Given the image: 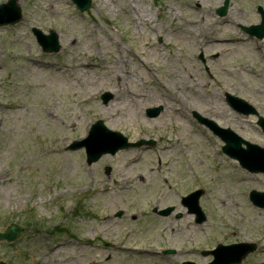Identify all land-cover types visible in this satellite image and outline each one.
I'll use <instances>...</instances> for the list:
<instances>
[{"label": "rangeland", "instance_id": "rangeland-1", "mask_svg": "<svg viewBox=\"0 0 264 264\" xmlns=\"http://www.w3.org/2000/svg\"><path fill=\"white\" fill-rule=\"evenodd\" d=\"M14 1L20 22L0 27V232L24 231L0 242V262L207 264L217 244L254 243L240 264H264V209L249 201L264 175L223 154L193 115L264 148L256 117L224 99L264 117V39L226 42L250 38L241 29L260 23L264 0H228L224 17L225 0H91L84 13L71 0ZM32 29L53 32L58 51L42 52ZM97 121L153 145L87 165L83 149L68 147ZM196 190L200 224L181 203Z\"/></svg>", "mask_w": 264, "mask_h": 264}, {"label": "water", "instance_id": "water-1", "mask_svg": "<svg viewBox=\"0 0 264 264\" xmlns=\"http://www.w3.org/2000/svg\"><path fill=\"white\" fill-rule=\"evenodd\" d=\"M73 2L76 4L77 8L81 12L87 9L90 4V0H73ZM225 9H226V3L224 7L219 11V14H223L225 12ZM19 19H20V13L15 5L14 0L9 1L7 4L3 6H0V26L6 24H15L19 21ZM34 31L39 44L42 46L44 50L46 51L57 50L58 46H57L56 36L53 33H51L50 36L45 37L40 32H36V30ZM104 99L106 101L108 99V96H105ZM239 108L240 109L238 111L242 113L248 112V111H244V109H247V107L242 103H240ZM159 111H160L159 109L147 111V115L149 117H155L157 116ZM258 124L264 128V122L262 120H260ZM209 126L212 127V130L217 135H219L221 139L226 143V146L223 147L224 153L237 159L242 165V167L248 169L250 172L264 173V150L256 146L250 145L248 143H245L247 149L244 150L241 148V144L243 143V141L237 139L235 136L230 134L229 131L222 132L220 130H217L213 125H209ZM140 144H142V142L134 146H138ZM130 146L133 145L128 144L126 140L122 138L120 135L108 131L105 127H103L102 122H97L91 128L88 138L85 141L75 142L72 148L84 147L86 152L87 164H91L92 162L97 161L104 154L107 153L114 154L116 151ZM200 194H201L200 192H196L183 200L185 205L190 206L191 209L190 212L194 211L197 214L198 222L203 220L202 213L200 212L197 206V201ZM250 200L255 205L264 208V194H260L255 191H252L250 193ZM21 234H22L21 228L15 225H11L7 228V230L4 233L2 234L0 233V241L6 240L8 242H12L16 240L18 237H20ZM253 249L254 248H252L251 246H248L247 248H244L243 250L238 252L237 257L232 255L229 258H226L225 261L222 263H220L218 256L216 257V261H214L212 264H232V262L240 261V259L246 253L252 251Z\"/></svg>", "mask_w": 264, "mask_h": 264}, {"label": "bare ground", "instance_id": "bare-ground-1", "mask_svg": "<svg viewBox=\"0 0 264 264\" xmlns=\"http://www.w3.org/2000/svg\"><path fill=\"white\" fill-rule=\"evenodd\" d=\"M227 44L231 45V46H238L240 48H253V47H259L262 42L261 41H257V40H252V39H232L230 41H226ZM34 67H36L37 69H40V70H47L48 67L43 65V64H40V63H34L33 65ZM81 66L85 69H91V66L89 64H81ZM38 70H35L34 68L32 69V75H38ZM32 89H37L38 86L34 85V86H31ZM9 108V107H8ZM19 107L18 106H14L12 108H9V109H12L14 111H16ZM73 126V124H71V127ZM182 129V128H181ZM58 141V140H55V142ZM228 170H229V175H231V170H232V167L231 165L228 166ZM232 176V175H231ZM90 264H95V263H90Z\"/></svg>", "mask_w": 264, "mask_h": 264}]
</instances>
